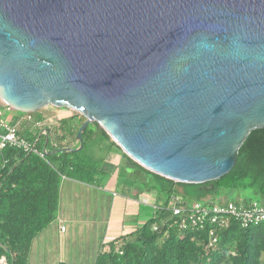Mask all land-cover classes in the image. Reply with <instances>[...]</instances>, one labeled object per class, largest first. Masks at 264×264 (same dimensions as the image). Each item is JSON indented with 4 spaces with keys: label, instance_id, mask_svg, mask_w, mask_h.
<instances>
[{
    "label": "water",
    "instance_id": "1",
    "mask_svg": "<svg viewBox=\"0 0 264 264\" xmlns=\"http://www.w3.org/2000/svg\"><path fill=\"white\" fill-rule=\"evenodd\" d=\"M0 101L75 111L80 143L96 123L154 174L215 181L264 129V0H0Z\"/></svg>",
    "mask_w": 264,
    "mask_h": 264
},
{
    "label": "trees",
    "instance_id": "2",
    "mask_svg": "<svg viewBox=\"0 0 264 264\" xmlns=\"http://www.w3.org/2000/svg\"><path fill=\"white\" fill-rule=\"evenodd\" d=\"M6 108L0 103V110ZM51 116L43 109L20 113L12 126L30 150L10 146L0 149V264H28L34 238L50 223V172L100 187L96 181L102 171L89 165L92 158L86 152L87 144L100 136L110 147L118 148L96 123L82 132L80 143L77 133L85 119L72 115L54 120ZM123 156L133 167V173L126 178L135 197L142 193L155 196L153 215L129 234L100 244L94 264H264V224L242 228L231 219L226 227L209 220L201 227L193 226L188 212L174 216L170 205L171 198H177L176 206L185 209L193 203L208 207L228 202L239 207L253 202L264 205V129L249 133L226 175L203 184L174 182L144 169L124 153ZM135 185L142 189L136 190ZM183 220L186 228L181 227ZM211 231L216 239L213 246L208 245Z\"/></svg>",
    "mask_w": 264,
    "mask_h": 264
},
{
    "label": "crops",
    "instance_id": "3",
    "mask_svg": "<svg viewBox=\"0 0 264 264\" xmlns=\"http://www.w3.org/2000/svg\"><path fill=\"white\" fill-rule=\"evenodd\" d=\"M51 107V106H49ZM44 113L52 114L55 110H45ZM50 109V108H49ZM58 109V108H56ZM42 110V109H41ZM58 113V112H56ZM58 115V114H57ZM66 115V114H64ZM71 115L56 116L55 120L68 119ZM20 116L18 117V120ZM110 147L109 143H106ZM112 148V147H110ZM40 159L42 157L38 156ZM109 168L123 170L129 177L133 173V167L130 162L124 158L123 152L113 153V157L105 158ZM121 169H118V166ZM108 187H93L64 177L58 176L55 172H50L47 181L48 205L50 214V223L43 228L34 238L30 249L28 264H57L64 262L66 264H94L100 244L111 241L120 235L129 234L136 226L145 222L147 212L143 211L146 204H154L155 196L151 193H142L135 197L134 189L131 182L126 183L125 189L120 188L118 181H114L116 172H112ZM80 194L90 196V200L95 204V200L104 203L105 227H102L104 217H95L94 219L85 220L82 216V209L78 206L72 207V201L79 198ZM153 202V203H152ZM94 208H97L94 205ZM99 230L93 250L86 249V256H83L84 247L77 250H71L73 239L80 234V231L92 232L95 228ZM64 228V231H61ZM103 230V231H102ZM58 238L57 253L51 255L49 247L51 240ZM98 236L100 240L98 241ZM98 241V242H97ZM75 247H78L77 245Z\"/></svg>",
    "mask_w": 264,
    "mask_h": 264
},
{
    "label": "rangeland",
    "instance_id": "4",
    "mask_svg": "<svg viewBox=\"0 0 264 264\" xmlns=\"http://www.w3.org/2000/svg\"><path fill=\"white\" fill-rule=\"evenodd\" d=\"M0 103H2V102L0 101ZM46 108H48V109H45V110H55V111H52L54 113H52V116H51V117H53L54 120L56 119V116H60L61 113L63 114V116L74 115V116H77L78 119L80 118V120L81 119L84 120V118L81 115H79V113L72 111V110H69V109H66V108H61V109H59V108L56 109L54 107H46ZM2 110L4 111L5 121H7L10 125H13L17 122L18 117L20 116V113H21V112L15 111L13 109H9V110L2 109ZM56 112H58V113H56ZM22 114H24V113H22ZM64 114H66V115H64ZM94 143H96V144L94 145ZM92 145H94V146H92ZM118 148L117 147H112V148L108 147L106 145V143L101 140L100 136H96L94 138L93 142H91L90 144H87L86 152H88V155H90L89 157L92 158V159L88 160L89 165H92V166L96 165L97 170L102 171V173L100 172L99 179H97V181H96L97 185L100 186L101 188L102 187H108L109 183H107V182H109V180L111 179V175L113 174L112 172H114V171L116 172V174H115V179L113 180V182L118 181L120 188L122 187L125 189L124 185H126V183L129 181L126 178V175L123 172V170L121 169L120 165L118 166V169H121V170L111 169V168H109V165L107 164V162L105 160L106 156H108V159H109V158L113 157V153L119 152L121 149L120 148L118 149ZM135 189L136 190L142 189V186L135 185ZM226 198L231 200L232 196H230V197L225 196L224 199H226ZM74 205H77L79 207L78 210L80 208L82 209V216L85 220L94 219L95 217H97V218L104 217V220L102 222V227L103 228L105 227V214L103 215V211L105 212L104 205L106 206L105 201H104V203H101V202H98L95 200V204H94L93 199H92V201L90 200V196L88 197L87 195H84V194L81 195L80 194L79 198L77 197V198H75V200L72 201V207ZM94 205H96L97 208H94ZM153 205L154 204H146L143 207V211L148 213L146 218L152 217ZM98 232H99L98 226H97V228L94 229L93 235H92V232H89L88 230L87 231L81 230L80 234L77 235L75 239H73V243L71 244V247H70L71 250L74 252H75V250H77V255L79 256L80 251H81V250H79V248L84 247V249H83L84 252L82 253V255L86 256V249L85 248H87L91 251L93 250V247L95 246V241H96L97 235L99 234ZM98 238H99V236H98ZM99 240H100V238L98 239V241ZM76 245L78 247H75ZM49 247L51 248V252H52L51 255L57 253V249H58V248H56V247H58L57 235L55 236L54 240H51Z\"/></svg>",
    "mask_w": 264,
    "mask_h": 264
},
{
    "label": "built area",
    "instance_id": "5",
    "mask_svg": "<svg viewBox=\"0 0 264 264\" xmlns=\"http://www.w3.org/2000/svg\"><path fill=\"white\" fill-rule=\"evenodd\" d=\"M9 109L11 108H6V110ZM6 146L25 151L30 150L29 144L16 135L14 127L4 119V111L0 110V149ZM33 153L43 158V155L35 150ZM177 202H179L177 198L170 199L173 215L177 216L183 212H188L189 223L193 226L201 227L205 220H209L210 223L219 227H226L231 219L235 220L242 228L264 224V205L257 202L250 203L246 207H239L232 202L213 207L193 203L189 209L176 206ZM186 226L187 223L183 220L181 227L186 228ZM61 231L63 232L64 228H61ZM215 243L214 231H211L208 245L213 246Z\"/></svg>",
    "mask_w": 264,
    "mask_h": 264
}]
</instances>
